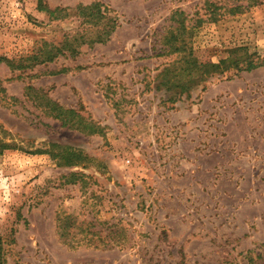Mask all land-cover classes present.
<instances>
[{
    "label": "rangeland",
    "instance_id": "obj_1",
    "mask_svg": "<svg viewBox=\"0 0 264 264\" xmlns=\"http://www.w3.org/2000/svg\"><path fill=\"white\" fill-rule=\"evenodd\" d=\"M207 1L0 0V264H264V0Z\"/></svg>",
    "mask_w": 264,
    "mask_h": 264
},
{
    "label": "trees",
    "instance_id": "obj_2",
    "mask_svg": "<svg viewBox=\"0 0 264 264\" xmlns=\"http://www.w3.org/2000/svg\"><path fill=\"white\" fill-rule=\"evenodd\" d=\"M260 0H230V3H226V4H223V5H218V4H215L213 1H207L209 2L210 6L212 7L211 8V14L208 16V18H212L213 20L216 19V17L218 15H223V14H236V13H239V12H242L244 9H247V8H250L253 4L255 3H258ZM181 13H185L184 11H179ZM178 13L175 12V14ZM173 49L175 50H180L181 47L180 46H177V45H173L172 46ZM225 61V59H221L219 61V63H223ZM209 64H211L212 66H217L218 63H215V62H209ZM258 64H260L259 62H255L254 60H249L248 64H247V69H252V68H255L258 66ZM162 71H160L158 73V75L156 76L159 77L160 75H162ZM158 89L160 88L159 86H157ZM75 110L74 109H69L68 113L69 114H74ZM88 124V125H87ZM86 126L87 128H82L83 131L87 132V133H91V134H97V133H100L102 132V130L100 129H103L101 128L97 123H91V121L87 122ZM72 125H76V121L73 122ZM89 128V129H88Z\"/></svg>",
    "mask_w": 264,
    "mask_h": 264
},
{
    "label": "crops",
    "instance_id": "obj_3",
    "mask_svg": "<svg viewBox=\"0 0 264 264\" xmlns=\"http://www.w3.org/2000/svg\"><path fill=\"white\" fill-rule=\"evenodd\" d=\"M158 73L155 74V76H157ZM154 88H155V90L158 89L157 86H154ZM66 248H68V247L66 246ZM107 250H109V248L98 249V248H95V247L91 248V244H87V243H86V245H80L79 244L77 249H73L74 253L84 251V252L88 253L89 255H87V257H79L77 260L68 259L66 261V264H92L91 263V252H100V251H104L105 252ZM113 263H118V261L115 260Z\"/></svg>",
    "mask_w": 264,
    "mask_h": 264
}]
</instances>
